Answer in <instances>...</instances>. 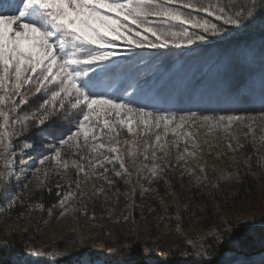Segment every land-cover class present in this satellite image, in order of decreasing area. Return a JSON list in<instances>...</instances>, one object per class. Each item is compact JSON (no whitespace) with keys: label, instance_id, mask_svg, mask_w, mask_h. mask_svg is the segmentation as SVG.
<instances>
[{"label":"rangeland","instance_id":"rangeland-1","mask_svg":"<svg viewBox=\"0 0 264 264\" xmlns=\"http://www.w3.org/2000/svg\"><path fill=\"white\" fill-rule=\"evenodd\" d=\"M212 2L244 15L243 27L195 14L225 31L205 34V41L183 48L136 49L135 58L123 60L125 68L99 81L97 88L109 95H123L139 83L143 93L139 103L149 110L250 118L227 129L211 128L197 119L175 132L171 130L175 124L167 133L163 127L153 129L147 137L142 126L133 136L113 120L127 173L118 163L95 168L103 157L92 153L90 146H111L106 137L89 140L87 145L82 138L79 143L70 142L59 147L57 158L56 149L47 143L35 151L25 148L30 133L37 130L31 128L32 121L27 128L16 125L11 147L0 156V230L22 234L27 247L24 254H18L19 261L16 256L0 264H121L138 253L149 262L153 253L189 258L195 257L196 247L214 249L217 237L228 236L230 230L236 232L238 243L226 242L215 260L219 264H264V177L251 198L233 195L239 172L233 173L244 160L252 161L253 147L259 156L253 161L264 171V117L259 115L264 112V0ZM246 10L254 17L249 19ZM44 98L50 97L44 93L29 97V105H21L11 118L22 119L23 110L36 109ZM156 135L165 144L163 152L155 144ZM133 140L138 142L134 158L124 144ZM145 144L153 146L147 161L143 159ZM153 163L160 167L156 178L149 179ZM80 168L89 175L85 177ZM38 191L54 193L57 202L45 206L35 197ZM61 199H65L64 207ZM181 209L190 215L180 217ZM195 209L208 210L198 215ZM210 240L214 244H207ZM206 259L210 262L212 255Z\"/></svg>","mask_w":264,"mask_h":264},{"label":"snow or ice","instance_id":"snow-or-ice-1","mask_svg":"<svg viewBox=\"0 0 264 264\" xmlns=\"http://www.w3.org/2000/svg\"><path fill=\"white\" fill-rule=\"evenodd\" d=\"M198 13L236 28L243 27L245 21L241 13L232 14L212 0H0V148L3 149L0 156L11 147L15 126L27 128L32 121L31 128L37 130L30 133L26 149L35 151L47 143L56 149L54 155L59 158V147L70 142L79 143L82 138L87 145L89 140L106 137L111 146L103 143L90 146L92 153L103 157L97 160L95 168H104L106 163L115 167L118 163L127 173L113 120L133 136L142 126L147 137L153 129L163 127L167 133L169 126L175 124L171 129L175 132L186 122L197 119L211 128L225 129L234 122L249 119L238 114L198 116L196 112L178 115L149 110L139 103L143 96L139 83L125 89L123 95H109L97 88L99 81L123 70L122 61L134 59L136 49L183 48L205 41V34L215 36L225 31L195 15ZM246 15L249 19L254 17L251 10H246ZM41 93L50 98H44L34 110L31 107L23 110L22 119L11 118L21 105H29V97ZM259 115L264 117V112ZM161 139L160 135L155 136V144L163 152L165 144ZM137 143L124 142L130 157L136 156ZM152 147L143 146L145 161ZM152 159H156L155 151ZM39 162L43 164L44 159ZM159 167L152 164L149 179L156 178ZM83 174L89 175L87 171ZM115 175L120 176L121 172L115 171ZM59 203L64 207L65 199Z\"/></svg>","mask_w":264,"mask_h":264},{"label":"trees","instance_id":"trees-1","mask_svg":"<svg viewBox=\"0 0 264 264\" xmlns=\"http://www.w3.org/2000/svg\"><path fill=\"white\" fill-rule=\"evenodd\" d=\"M253 158L251 160H244L243 163L237 168V170L233 173H237L238 177L234 186L233 195L237 198H251L252 196L256 195L259 187H260V179L264 177V171L263 169H260V165L253 161V159L259 158L257 151L253 147ZM254 163V164H252ZM243 166H246L244 169ZM257 169H256V167ZM225 174V172H224ZM232 174V175H233ZM53 194H46L43 193V191H38L36 193V198L42 200L45 203V206H51L52 204H55L57 202V199L53 197ZM205 195V194H203ZM204 210L208 209H195L196 214H200ZM187 209H181V212H179V216H183L184 218L190 214H187ZM194 213V214H195ZM264 213V211H263ZM262 213V215H263ZM172 214H175V211H172ZM264 220V219H263ZM264 229V228H263ZM217 237V243L218 245H214V249H207L202 251L200 247H196L193 249L195 252V257H179L176 254H152L153 261L149 262L146 260L145 256H138V254H135L134 257L126 258L125 262L121 264H219V261L215 260L216 255L219 254L224 248L226 242L229 243H238V237L234 230H230L228 232V236L221 237V239H218ZM207 244H214L211 240ZM27 247L26 241L23 240L22 234L13 232V233H4L2 230H0V262L2 263L4 260H10L11 257L17 256L18 254H24ZM212 255V259L210 262H207L206 257ZM12 261V260H10Z\"/></svg>","mask_w":264,"mask_h":264},{"label":"bare ground","instance_id":"bare-ground-1","mask_svg":"<svg viewBox=\"0 0 264 264\" xmlns=\"http://www.w3.org/2000/svg\"><path fill=\"white\" fill-rule=\"evenodd\" d=\"M102 92H105L106 93V91L103 89V91Z\"/></svg>","mask_w":264,"mask_h":264}]
</instances>
